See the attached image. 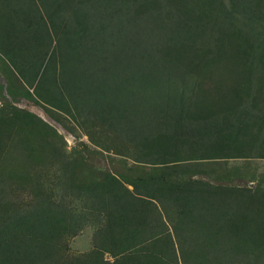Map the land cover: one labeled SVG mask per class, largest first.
<instances>
[{"label":"trees","instance_id":"trees-1","mask_svg":"<svg viewBox=\"0 0 264 264\" xmlns=\"http://www.w3.org/2000/svg\"><path fill=\"white\" fill-rule=\"evenodd\" d=\"M4 87L131 164L69 200L33 158L50 127L2 100L0 264H264V185L227 162L264 158V0H0Z\"/></svg>","mask_w":264,"mask_h":264},{"label":"rangeland","instance_id":"rangeland-1","mask_svg":"<svg viewBox=\"0 0 264 264\" xmlns=\"http://www.w3.org/2000/svg\"><path fill=\"white\" fill-rule=\"evenodd\" d=\"M3 89L0 91V104L2 100L12 102L18 108L33 113L43 124L50 127L47 131L40 126V133L32 131L31 144L36 151L33 158L36 162L41 160L40 163H44L38 168L41 178L46 180L48 186H53L50 183L52 179L56 184V189H61L67 199L78 200L81 182L86 177L89 176L92 180L99 170L121 171L126 163L131 164L128 155L130 150L123 148L116 138L106 136L98 128L94 129V136H90L93 135V130L92 134L85 132L70 118L52 109H45L42 104L32 99L18 96L12 101L5 87ZM40 144L44 146L41 147ZM40 149H44L46 153L43 154L39 151ZM54 149L60 153V156L55 159L52 155ZM80 161L85 163L87 170L82 169ZM227 162L230 167L239 170L242 185L254 187L257 180L264 185L263 157L232 158ZM92 232V228L87 226L78 235L69 238L70 251L81 253L89 250L92 243Z\"/></svg>","mask_w":264,"mask_h":264}]
</instances>
